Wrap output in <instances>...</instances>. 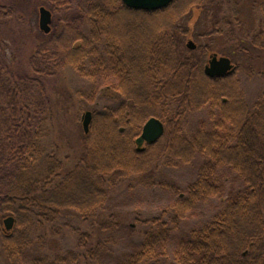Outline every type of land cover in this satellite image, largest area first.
Masks as SVG:
<instances>
[{
	"label": "trees",
	"instance_id": "1",
	"mask_svg": "<svg viewBox=\"0 0 264 264\" xmlns=\"http://www.w3.org/2000/svg\"><path fill=\"white\" fill-rule=\"evenodd\" d=\"M46 1L60 28L28 53L23 76L5 63L2 24L15 9L0 3V239L8 259H20L33 232L66 212L93 228L121 180L152 189L163 184L158 166L185 164L194 167L193 179L181 190L171 185L174 197L159 217L142 222L138 241L120 234L112 214L99 222L93 243L89 230L66 220L77 235L74 248L54 259L36 254L29 264H264V69L236 64L230 74L207 76V46L180 49L187 30L161 17L176 0L152 12L121 0ZM200 3L184 0L178 13ZM211 17L214 32L240 34L228 16ZM259 23L245 37L264 51V15ZM66 69L91 83L88 100L102 88L116 94L105 96L113 104L91 111L80 155L55 180L64 163L42 143L52 112L45 83ZM244 71L259 81L253 96L242 86ZM151 116L164 132L137 151L135 138ZM230 173L239 186L200 224L183 226L201 202L222 196ZM5 214L14 218L8 235L1 230Z\"/></svg>",
	"mask_w": 264,
	"mask_h": 264
},
{
	"label": "rangeland",
	"instance_id": "2",
	"mask_svg": "<svg viewBox=\"0 0 264 264\" xmlns=\"http://www.w3.org/2000/svg\"><path fill=\"white\" fill-rule=\"evenodd\" d=\"M176 1L178 3L172 5L171 8L173 9L165 12L161 17L164 18L166 23L179 25L187 30V34L182 35L180 38L182 41L180 49H185L187 41L192 40L197 46H207L206 61L209 59V55L215 53L217 56L230 58L233 66L236 64L243 67L252 65L257 70L264 69V51L253 48L247 37H245V33H253L258 29L262 13H260L257 5L263 0H236L235 2L233 0H215L213 2L214 7L211 14H215L219 10V15L228 16L231 24L241 34H237L235 38L230 36V32L226 29L222 34L214 32V20L209 16L210 10L207 15L205 10L201 8L202 3H200V6H194L186 12L178 13V8L183 5L184 0ZM0 3L13 4L15 9L12 16L2 24L1 34L6 47L5 63L10 71L23 76L28 72L26 65L28 53L39 42L46 40L50 32L59 29L60 22L58 16L52 13L50 32L44 33L40 30L39 7L44 6L50 10L46 0H0ZM150 16L155 20L160 19L158 15ZM234 17L237 18L238 25ZM142 28H150V26L139 25L136 30ZM236 42L244 45L248 53L239 50L240 48L235 45ZM241 79L242 86L247 94L250 96L255 95L257 89H259L257 87L259 81L247 77L246 71L241 75ZM45 87L51 100L52 112L50 120L46 121V133L42 137V143L46 152L53 153L57 159L64 163V167L58 172L59 176L55 177V180H61L82 150V138L86 135L82 128V114L86 110L98 109L105 103L113 104L114 101L108 100V97L105 96L112 97L116 93L111 87L102 88L97 97L92 101L88 100L86 94L89 95L92 92L91 83L79 77L72 69H66L64 73L48 79ZM78 92L83 95L81 97L77 96L76 93ZM200 112V116H206L204 111ZM194 120L195 116L192 117L191 122ZM158 169V179L163 181V184L152 189L137 183L133 179L121 180L109 192L108 209L100 212L99 219L94 222L95 226L93 228L86 225V223H81L74 216L66 218L65 216L69 215L66 212L63 218L46 222L41 228L35 230L31 236L33 242L29 250L25 251L20 259L14 261L8 259L2 249L0 239V264H29L30 259L36 254H45L46 257L54 259L66 250L74 248L77 235L71 228L64 226L66 220L72 226H80L82 230H89L91 233L89 242L93 243L101 233L98 229L99 222L112 214L115 221L123 225L120 234L126 236L128 241H138L141 237L142 222L150 217H159L174 197L171 185L181 190L193 179L195 174L194 167L185 164H181L174 169H163L158 166ZM238 186L239 182L232 173L225 175L222 196L211 198L207 202H201L193 215L186 218L183 226L200 224L224 201L228 193ZM9 215L5 214L3 220ZM1 230L8 235L11 229L6 230L2 222ZM37 246L41 247V251H36Z\"/></svg>",
	"mask_w": 264,
	"mask_h": 264
},
{
	"label": "water",
	"instance_id": "3",
	"mask_svg": "<svg viewBox=\"0 0 264 264\" xmlns=\"http://www.w3.org/2000/svg\"><path fill=\"white\" fill-rule=\"evenodd\" d=\"M122 3L133 10H142L151 12L157 9H161L170 4L173 0H121ZM51 12L44 6L39 7V28L44 33H49L51 23ZM186 47L190 50L196 48V44L192 40H188ZM234 67L228 57L221 56L219 58L216 55L212 56L204 66V73L211 77H221L230 74ZM82 128L84 133H88L89 126L92 119V112L86 110L82 114ZM164 132V124L158 118L151 116L142 125L140 134L135 138L136 150L143 151V144H153L156 142ZM4 227L6 230H10L14 224V218L7 216L4 220Z\"/></svg>",
	"mask_w": 264,
	"mask_h": 264
},
{
	"label": "flooded vegetation",
	"instance_id": "4",
	"mask_svg": "<svg viewBox=\"0 0 264 264\" xmlns=\"http://www.w3.org/2000/svg\"><path fill=\"white\" fill-rule=\"evenodd\" d=\"M201 3H202V7L201 8H203L204 10H205V13L208 15V12H209V10H210V12H209V15L211 16L212 14V8L214 7V5H213V2H215V0H199ZM231 1V0H230ZM234 2L236 1V0H233ZM257 7H259V11H260V13H262V15H264V0L263 1H261L258 5H257ZM211 8V9H210ZM217 12H219V10L217 11ZM240 42H242V41H240ZM240 42H236L235 43V45H236V47L237 48H244V49H247L244 45H241L240 44ZM196 48H197V45H196ZM195 48V49H196ZM254 48V47H253ZM195 49H193V50H195ZM214 55H216L215 53L214 54H211V55H209V59H207V61H206V64H208V62H209V60H210V58L212 57V56H214ZM216 57L217 58H219V57H221V56H217L216 55ZM230 59V58H229ZM231 61V60H230ZM232 63V62H231ZM205 64V65H206ZM233 64V63H232Z\"/></svg>",
	"mask_w": 264,
	"mask_h": 264
}]
</instances>
